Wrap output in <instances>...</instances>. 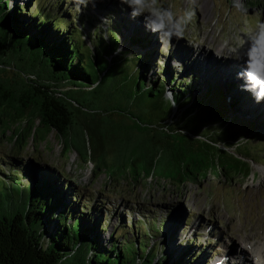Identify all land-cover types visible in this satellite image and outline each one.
Wrapping results in <instances>:
<instances>
[{"label":"trees","instance_id":"obj_1","mask_svg":"<svg viewBox=\"0 0 264 264\" xmlns=\"http://www.w3.org/2000/svg\"><path fill=\"white\" fill-rule=\"evenodd\" d=\"M54 4L0 0V135L6 143L16 148L22 141L26 147L44 129L47 141L55 133L64 152L77 154L73 137L81 123L83 134L99 139L98 151L107 138L129 147V176L135 182L156 177L158 162L183 184L208 173L248 177L249 161L264 160V131L239 116L246 96L241 86L231 84L229 96L214 80L203 91L199 76L179 79L177 72L158 66L163 59L151 51L114 55L123 44L122 30L112 18L105 42L104 29L96 26L106 16L104 5L99 18L78 14L82 26L83 16H89L96 29L85 37L74 22L76 7L59 14L50 8ZM131 42L146 48L149 40L135 36ZM167 89L175 107L164 99ZM84 146L89 158L83 163L102 172V162ZM64 178L33 160L0 154V264H195L189 251L162 254L171 226L155 219L146 225L111 224L103 200L73 190Z\"/></svg>","mask_w":264,"mask_h":264},{"label":"rangeland","instance_id":"obj_2","mask_svg":"<svg viewBox=\"0 0 264 264\" xmlns=\"http://www.w3.org/2000/svg\"><path fill=\"white\" fill-rule=\"evenodd\" d=\"M53 1L50 0L51 4H54ZM242 2L244 10L238 11L232 6L231 0H196L195 15L186 29L184 39L179 42L173 39L167 46H162L158 36L145 29L142 18L131 19L130 9L120 5L119 0H102L97 6L104 5L103 12L106 16L109 15L120 23L124 50L151 51L156 58L163 59L157 61V65L177 72L179 79L199 76L197 79L201 78L203 91H206L209 82L215 84L218 80V87L232 96L234 91L232 92L230 87L244 83L235 82L243 64L242 61L231 58L234 55L232 49L238 44L246 49L248 33L253 31L258 23L264 22V0ZM66 3L65 5V2H58L50 8L59 14L68 12V8H74L73 0H67ZM162 3L165 6L171 4L178 14H182L186 7L185 0H162ZM251 3H256V7H252ZM98 7L95 10L89 5L83 10H75L74 22L84 29L85 37L95 29L87 22L93 20L89 16H83L85 24L82 26L78 17L82 13H89L99 18L101 15L97 12ZM125 25L128 31L123 27ZM135 36L147 38V47L133 46L131 40ZM189 42L195 44L199 52L190 46ZM91 47L93 48V45ZM174 60L180 62L182 70L173 68ZM155 72L163 74L157 69ZM248 93L246 92L247 97L244 95L242 103L240 102L243 107L239 109V116L244 121L250 119L258 122L259 130L264 131V101L253 102L252 94ZM256 115L263 122L257 121ZM81 129L80 123L74 130L73 137V144L80 158L74 150L64 152L63 145L55 133H51L47 141L48 134L44 129L38 132L37 140H30L26 147H22L23 143L20 141L15 148L5 142L7 138L0 135V154L33 160L65 176L64 180L72 181L73 190H82L84 196L93 195L94 199L106 203L105 207L113 216L110 219L111 224L127 222L134 223L135 226V223L140 222L146 225L143 222L155 219L158 225L162 223L167 228L171 226L162 254L172 252L171 250L189 251L188 253L195 256V264H236L244 251L253 254V245L255 248H264L263 159L255 157L256 161H249L251 174L248 177L242 174L230 180L208 173L206 177L200 175L201 180H188L183 184L174 170L163 169L158 162L154 167L156 177L148 176L147 179L135 182L129 176V172H133L128 161L131 150L124 142L117 138L104 139L105 147L101 152L97 149L99 139L90 137L84 131L83 134ZM260 134L264 139V132ZM84 143L88 144V150H93L95 161L102 162V172L95 173L92 162L83 163L84 158H89ZM233 150L228 149L229 152ZM6 170L9 172L8 168ZM141 172L143 177V168ZM246 242L250 243V249ZM188 245L194 247L185 250ZM224 258L227 259L225 263Z\"/></svg>","mask_w":264,"mask_h":264},{"label":"clouds","instance_id":"obj_3","mask_svg":"<svg viewBox=\"0 0 264 264\" xmlns=\"http://www.w3.org/2000/svg\"><path fill=\"white\" fill-rule=\"evenodd\" d=\"M100 2L102 0H73L74 7L79 10L88 8L89 5L95 9ZM119 3L130 9L131 19L142 18L145 29L157 35L162 46H167L173 39L177 42L184 39L186 29L195 15L196 0H185L186 7L182 14H178L171 4L165 6L162 0H119ZM231 3L236 10H244L242 0H231ZM111 24V16L100 17L97 28L104 29L105 42L109 41L107 29ZM245 43L246 49L239 44L232 49L234 55L231 58L242 61V70L237 73V78L244 81L241 85L242 90L251 93L256 103H260L264 101V22L258 23L256 28L248 33ZM189 45L199 52L195 44L189 42ZM123 52V46L120 45L114 49L113 54L119 55ZM173 68L182 70L180 62L176 60L173 61ZM164 99L173 107L176 106L171 89L165 91Z\"/></svg>","mask_w":264,"mask_h":264},{"label":"bare ground","instance_id":"obj_4","mask_svg":"<svg viewBox=\"0 0 264 264\" xmlns=\"http://www.w3.org/2000/svg\"><path fill=\"white\" fill-rule=\"evenodd\" d=\"M235 82L236 83H239L241 84L242 80H238V79H235ZM246 92V91H245ZM249 95H251V93H248ZM253 99V102L255 101L254 97L252 98ZM250 243H247L246 242V246L249 247L250 249V246H249ZM246 247V248H247ZM188 248V247H187ZM241 258L238 260V262L236 264H264V248L263 247H256L253 245V254H249V252H243V254L241 253ZM227 258V257H225ZM223 259V263H225L227 261V259ZM234 258V256H233ZM235 259V258H234ZM237 259V257H236ZM255 260V261H253Z\"/></svg>","mask_w":264,"mask_h":264}]
</instances>
